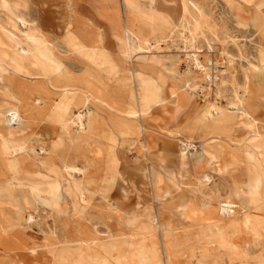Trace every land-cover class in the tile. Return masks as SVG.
I'll return each mask as SVG.
<instances>
[{"label":"rangeland","instance_id":"1","mask_svg":"<svg viewBox=\"0 0 264 264\" xmlns=\"http://www.w3.org/2000/svg\"><path fill=\"white\" fill-rule=\"evenodd\" d=\"M168 2L0 0V264H264V0Z\"/></svg>","mask_w":264,"mask_h":264},{"label":"bare ground","instance_id":"2","mask_svg":"<svg viewBox=\"0 0 264 264\" xmlns=\"http://www.w3.org/2000/svg\"><path fill=\"white\" fill-rule=\"evenodd\" d=\"M154 1V0H151ZM169 2H174L176 0H168ZM168 2V3H169ZM170 2V3H171ZM180 2V1H179ZM19 3V2H18ZM153 3V2H152ZM19 5V4H18ZM2 6V5H1ZM12 6V5H11ZM19 7V6H18ZM256 7V6H255ZM22 8V7H21ZM14 11V10H13ZM42 14V15H41ZM38 15V17L34 18L32 15L27 13L26 15L31 18V21L33 22L32 28L30 26V30L27 28V34L23 37H18L17 33H15L13 30H10L8 27L5 26L4 21L0 18V59H3L4 57L8 56V52L10 49V44L12 41H15L18 43V45L21 47V51L23 55L25 56V59L32 62L33 65H45L47 67L52 66L50 62L53 61V55L52 52L47 48V41L45 40V30L48 27H55L56 24L54 22L55 15L53 12H45ZM47 14V15H46ZM10 15V14H9ZM15 15V14H14ZM70 17V16H69ZM74 18V17H73ZM19 20V19H18ZM56 20V19H55ZM19 26L22 28H25L27 25V20L24 18H20L19 20ZM29 25V24H28ZM27 25V26H28ZM11 28V27H10ZM56 30V29H55ZM31 31H37V34H34ZM55 32V31H54ZM71 33V32H70ZM88 34V33H87ZM48 35V34H47ZM55 36V35H54ZM59 36V35H58ZM76 37V36H75ZM77 39V38H76ZM135 39V38H134ZM70 41V40H69ZM84 41V40H83ZM101 41V40H100ZM54 42V41H53ZM92 42V41H91ZM137 42V41H136ZM100 43V42H99ZM67 44V43H65ZM136 44V43H135ZM51 45V44H50ZM93 45V44H92ZM136 46V45H135ZM83 47V46H82ZM75 48V47H74ZM79 48V47H77ZM76 48V49H77ZM137 48V47H136ZM12 49V48H11ZM81 49V48H80ZM97 49V48H96ZM55 50V49H54ZM57 52V51H56ZM200 52V51H199ZM58 53V52H57ZM196 55V54H195ZM190 56V55H189ZM198 56V55H197ZM60 58V57H59ZM193 61V60H192ZM197 62L196 64L198 66H201L200 61L198 58L195 59ZM4 62V61H3ZM5 63V62H4ZM61 63V62H60ZM191 66V65H190ZM203 66V65H202ZM205 66V65H204ZM65 67V65H64ZM2 69V68H1ZM26 69V68H25ZM52 69V68H51ZM55 70V69H54ZM2 71V70H1ZM66 71V70H65ZM206 71V70H205ZM5 72V71H4ZM57 72V71H56ZM2 73V72H1ZM6 73V72H5ZM66 73V72H65ZM65 75V74H64ZM21 76V75H20ZM4 80V78H2ZM262 80V79H261ZM74 81V80H73ZM62 85V84H61ZM65 85V84H64ZM38 86V85H37ZM39 87V86H38ZM40 88V87H39ZM69 88V87H68ZM65 89V88H64ZM38 90V89H37ZM48 90V88H47ZM46 95V94H45ZM18 98V97H17ZM34 99V98H33ZM52 100V99H51ZM54 101V100H53ZM49 102V101H48ZM241 103H242V110L245 114H250L251 109L249 105L245 102L244 95L241 97ZM45 104V103H44ZM151 104V103H150ZM149 104V105H150ZM25 105V104H24ZM83 107V106H82ZM86 108V107H85ZM86 110V109H84ZM76 112V111H75ZM15 113V112H14ZM84 113V111H83ZM91 113V112H90ZM16 114V113H15ZM21 114V113H20ZM84 116V114H83ZM87 116V115H86ZM16 118V117H15ZM79 118V117H78ZM82 120V119H81ZM14 121V120H13ZM79 121V120H78ZM89 121V120H88ZM70 123V122H69ZM81 123V122H80ZM95 123V122H94ZM89 124V123H88ZM101 124V123H100ZM67 125V124H66ZM96 125V124H95ZM69 126V125H68ZM90 126V125H89ZM88 126V127H89ZM102 126V125H101ZM102 128V127H101ZM106 128V127H105ZM93 129V128H92ZM86 130V129H85ZM91 130V129H90ZM90 132V131H89ZM95 133V132H94ZM99 133V132H98ZM102 133V132H101ZM64 135V134H63ZM68 137V136H67ZM59 138V137H58ZM61 139V138H60ZM67 141V140H66ZM40 143V142H39ZM56 143V142H55ZM54 145V144H53ZM62 145V144H61ZM56 147V146H55ZM189 148V145L185 146V150ZM45 152V151H44ZM242 152V151H241ZM233 154V153H232ZM184 156H187V154L184 152ZM59 156V155H58ZM112 157V156H111ZM242 158V155L240 156ZM53 159V158H52ZM111 159V158H110ZM239 160V159H238ZM51 161V160H50ZM57 165V164H56ZM226 165V164H225ZM68 166V165H67ZM70 166H68L69 168ZM75 168V167H73ZM72 168V169H73ZM67 169V168H66ZM76 169V168H75ZM79 169V167H78ZM68 171V170H67ZM72 171V170H71ZM77 172V171H76ZM136 175V174H135ZM257 175V174H256ZM176 200V199H175ZM171 204V203H170ZM230 205H224L223 210H226L227 212H233L234 210H231L229 208ZM186 207V206H183ZM174 208V207H173ZM182 208V207H181ZM222 208V207H221ZM170 211V210H169ZM221 211V210H220ZM171 212V211H170ZM222 214V212H221ZM226 215V214H225ZM224 215V216H225ZM87 243V242H86ZM81 244V243H80ZM222 248V247H221ZM68 249V248H67ZM63 250V249H62ZM67 251V250H66ZM55 252V251H54ZM79 255V254H78ZM86 255V254H85ZM65 256V254H64ZM66 257V256H65ZM75 257V256H74ZM67 258V257H66ZM83 258H85L83 256ZM58 261V260H57ZM69 261V260H68ZM85 261V260H84ZM53 264V263H52ZM60 264V263H58Z\"/></svg>","mask_w":264,"mask_h":264},{"label":"crops","instance_id":"3","mask_svg":"<svg viewBox=\"0 0 264 264\" xmlns=\"http://www.w3.org/2000/svg\"><path fill=\"white\" fill-rule=\"evenodd\" d=\"M0 18L2 19L1 15H0ZM2 21H4V20L2 19ZM6 23H7V22H6ZM6 23L4 22L5 26H6Z\"/></svg>","mask_w":264,"mask_h":264}]
</instances>
